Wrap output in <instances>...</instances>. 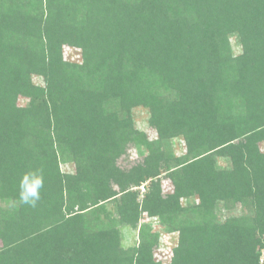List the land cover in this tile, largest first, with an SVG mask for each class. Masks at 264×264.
I'll return each instance as SVG.
<instances>
[{
    "label": "trees",
    "instance_id": "16d2710c",
    "mask_svg": "<svg viewBox=\"0 0 264 264\" xmlns=\"http://www.w3.org/2000/svg\"><path fill=\"white\" fill-rule=\"evenodd\" d=\"M0 202V264H264V0H0Z\"/></svg>",
    "mask_w": 264,
    "mask_h": 264
},
{
    "label": "rangeland",
    "instance_id": "374dc122",
    "mask_svg": "<svg viewBox=\"0 0 264 264\" xmlns=\"http://www.w3.org/2000/svg\"><path fill=\"white\" fill-rule=\"evenodd\" d=\"M85 13V12H84ZM80 15H83L80 13ZM235 38L232 37V45L234 46V50L236 54H239L240 50L236 47ZM33 44V43H32ZM64 60L71 64H79L81 65L83 62V54L81 50L72 49V48H64ZM227 80V79H224ZM34 84L37 86H45L44 80L41 77L34 76L33 77ZM18 104L20 106H26L28 104V100L21 95L18 97ZM132 119L133 124L136 129L147 131L149 129L148 121L150 119V113L146 108H136L132 111ZM156 136L151 135V139L155 140ZM184 138L179 136L175 139L170 140V147L172 150L176 152V154L184 155L186 152L184 151ZM125 161L133 162L135 159L139 158L138 153L135 150L129 151L128 155L126 156ZM66 166V167H65ZM65 168L70 171L74 172L75 167L74 164L67 163V165H62V169ZM164 176V175H163ZM163 185L167 192H170V180L167 179L165 176L163 177ZM149 182L144 183L143 185H147ZM7 204L5 202H0V208L6 207ZM122 233V245L124 248H130L138 244V231L131 229L129 227H125L121 230ZM177 236H169L165 235L161 238L160 248L158 252H156V259L159 264H168L172 258V249L177 244ZM264 260V254L262 255V261Z\"/></svg>",
    "mask_w": 264,
    "mask_h": 264
},
{
    "label": "clouds",
    "instance_id": "9594fccd",
    "mask_svg": "<svg viewBox=\"0 0 264 264\" xmlns=\"http://www.w3.org/2000/svg\"><path fill=\"white\" fill-rule=\"evenodd\" d=\"M44 187V178L39 171H28L21 175L19 180V202L35 208L41 199V189Z\"/></svg>",
    "mask_w": 264,
    "mask_h": 264
},
{
    "label": "built area",
    "instance_id": "2783aa9c",
    "mask_svg": "<svg viewBox=\"0 0 264 264\" xmlns=\"http://www.w3.org/2000/svg\"><path fill=\"white\" fill-rule=\"evenodd\" d=\"M146 186L147 185H142L140 186L138 189L140 190L141 193H145L146 192Z\"/></svg>",
    "mask_w": 264,
    "mask_h": 264
}]
</instances>
